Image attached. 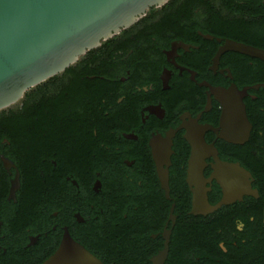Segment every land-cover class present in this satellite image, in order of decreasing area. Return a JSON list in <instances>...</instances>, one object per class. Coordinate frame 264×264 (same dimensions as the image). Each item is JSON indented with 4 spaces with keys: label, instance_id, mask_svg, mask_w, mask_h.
<instances>
[{
    "label": "flooded vegetation",
    "instance_id": "obj_1",
    "mask_svg": "<svg viewBox=\"0 0 264 264\" xmlns=\"http://www.w3.org/2000/svg\"><path fill=\"white\" fill-rule=\"evenodd\" d=\"M229 43L264 51V0H168L1 110L0 264L65 231L104 264H264V61Z\"/></svg>",
    "mask_w": 264,
    "mask_h": 264
},
{
    "label": "water",
    "instance_id": "obj_2",
    "mask_svg": "<svg viewBox=\"0 0 264 264\" xmlns=\"http://www.w3.org/2000/svg\"><path fill=\"white\" fill-rule=\"evenodd\" d=\"M167 1L0 0V111L15 104L26 90L63 72L87 51L134 25L147 10L161 7ZM228 45L264 61L263 50L236 43ZM241 117L249 130L244 113ZM170 154V146L153 152L157 176L167 197ZM194 162L193 155L189 166L191 177L196 174ZM225 167L235 169L231 164ZM12 184L18 186L17 177ZM223 203L226 200L214 207L206 206L213 210ZM197 204L193 202L194 209ZM166 254L167 244L151 260L162 264ZM40 264L104 263L65 231L54 253Z\"/></svg>",
    "mask_w": 264,
    "mask_h": 264
},
{
    "label": "trees",
    "instance_id": "obj_3",
    "mask_svg": "<svg viewBox=\"0 0 264 264\" xmlns=\"http://www.w3.org/2000/svg\"><path fill=\"white\" fill-rule=\"evenodd\" d=\"M4 115H5L4 112H0V120L2 118L3 120L10 122L9 124L12 126V129H14V131H16V129H18V126H19V118H18L17 114H11V116H9L6 119L3 118ZM47 209H48V207H46L43 210L41 216L38 215V216L35 217V218L40 217L39 220L42 221V222H44L43 223L44 225L42 226L41 230L42 229H45V228H48V218L49 217H48V210ZM134 251H135V249H133V248H127L126 253L128 252V257H127L128 259H130L129 256L132 255V253H134ZM140 256L141 257L143 256L142 257L143 259H147V257H148V255H146L145 253H142ZM36 263H38V260L35 261V262H33L32 264H36Z\"/></svg>",
    "mask_w": 264,
    "mask_h": 264
}]
</instances>
